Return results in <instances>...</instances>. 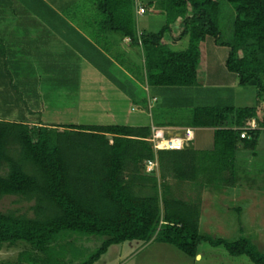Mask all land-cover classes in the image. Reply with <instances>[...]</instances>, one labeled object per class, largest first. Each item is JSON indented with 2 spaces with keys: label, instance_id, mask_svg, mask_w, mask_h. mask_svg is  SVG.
<instances>
[{
  "label": "trees",
  "instance_id": "1",
  "mask_svg": "<svg viewBox=\"0 0 264 264\" xmlns=\"http://www.w3.org/2000/svg\"><path fill=\"white\" fill-rule=\"evenodd\" d=\"M136 1L92 0L95 24L87 17L82 23L93 36L119 33L141 49L144 67L138 71L139 79L151 89L196 86L200 44L210 37L229 49L226 68L235 74L238 85L255 88L260 106L256 102L193 108L184 127L211 131V146L201 150L189 145L155 151L145 139L152 126L165 121L150 126L48 123L40 98L50 92L51 81L63 85L66 74L46 76L50 79L46 89L40 85L38 57H49L47 65L55 55L46 47L51 36L36 17L40 12L33 14L27 3L14 7L17 0H0V16L22 19L14 23L8 41L4 40L8 26L0 21V91L9 103L24 104L14 106V116L0 118V198L16 196L33 202L32 216L0 211V249L24 243L31 250L26 248L16 261L0 264H59L61 249L70 244L73 234L102 238L85 260L75 264H94L111 245L134 240L170 244L192 258L204 241L223 246L230 255H245L254 264H264V254L245 237L229 242L200 234V200L175 196L167 182L171 178L201 187L234 186L238 147H256L264 129V0H163L165 22L156 33L135 27ZM222 1L233 10L229 43L219 41ZM140 4L147 10L154 1ZM52 13L60 17L57 11ZM176 22L179 37L187 39L184 49L165 43ZM27 47L29 52L24 53ZM252 119L257 128L247 132L249 138H241L240 128ZM152 159L158 162V176L156 171L142 173Z\"/></svg>",
  "mask_w": 264,
  "mask_h": 264
},
{
  "label": "rangeland",
  "instance_id": "2",
  "mask_svg": "<svg viewBox=\"0 0 264 264\" xmlns=\"http://www.w3.org/2000/svg\"><path fill=\"white\" fill-rule=\"evenodd\" d=\"M148 1L150 0H138L139 3L145 4ZM151 1H154V5L148 8L144 15L134 17V24L138 30L156 33L165 22L161 4L163 0ZM25 2L33 14H36L37 10L40 11L36 2ZM55 11L58 16L65 18L63 21L66 22L56 23V27H53L55 37L50 39L46 46L51 54L54 52L55 55L47 65L45 61L50 59H45L44 56L38 57L41 61L38 60L36 64L41 67L43 79H40V85L42 83L44 88L50 82L49 78L46 80V76L58 78L61 73L66 74L65 85L55 86L56 83L51 81L50 92L40 98L44 108L43 118L48 123H146L145 125L150 126L151 123L165 121L183 127L188 123L195 107H242L257 102L255 88L238 85L235 82V74L226 68L225 59L229 49L226 46H215L214 40L207 37L200 46L201 59L204 60L202 63L204 69L206 68L200 85L166 88L170 94L164 95L162 102L153 104L154 108L148 110L144 101L152 89L145 81L139 79L138 72L144 67L142 50L132 43L122 42L119 33L109 32L101 34L99 38L88 33L87 24L82 22L84 17H87L88 22L91 18L94 19L95 7L92 0H56ZM232 17V6L222 1L220 42L232 41ZM94 24L92 22V26ZM174 25L171 24L170 27L172 35L176 36L179 28ZM167 37L168 35L165 36ZM184 43L186 46V42ZM181 44L178 42L179 46ZM171 48L179 49L175 46ZM23 52L28 53L29 47ZM45 68L48 71L44 72ZM30 75L34 76L32 73ZM40 87L41 92L44 89ZM7 99L5 92L0 91V118L8 119L14 116V106L24 105H14ZM136 100H139L138 103ZM257 104L260 106L259 102ZM194 129L195 145L199 144V138L203 140L204 137L211 145L210 130ZM236 168L238 180L234 186L214 183L201 187L191 182L177 183L171 178H168L167 182L175 196L185 200H200V234L229 242L245 237L258 252L264 254V129L259 132L254 149H246L242 145L238 147ZM142 173L147 174L145 169ZM154 175H159L158 170ZM32 204L33 202L21 200L16 196H4L0 198V211H16L32 216L29 209ZM70 241L69 245L61 249L59 264H75L85 260L99 246L102 238L73 234ZM26 248L31 251L28 249L29 245L24 243L2 246L0 262L16 261L19 253ZM198 255L199 257H189L166 243L134 240L111 245L94 264H254L245 255H230L223 246H212L204 241L198 245Z\"/></svg>",
  "mask_w": 264,
  "mask_h": 264
},
{
  "label": "crops",
  "instance_id": "3",
  "mask_svg": "<svg viewBox=\"0 0 264 264\" xmlns=\"http://www.w3.org/2000/svg\"><path fill=\"white\" fill-rule=\"evenodd\" d=\"M31 1H33V2H36V4L38 5V6H40L39 7V9H40V14H36V17H40L41 19H42V21H40L41 23H43L45 26H46V28H45V30H48L47 31V33H49L50 34V36H51V38L50 39H53L54 37H55V35H54V28L53 27H56V23H66L65 21H63V19H65V18H63V17H59V18H57L55 15H53V10L55 11V3H56V0H31ZM21 3H23V4H25L26 2H25V0H17V3H15V5H13L14 7L16 6V4H17V6H20V4ZM50 3V4H49ZM28 4V3H27ZM54 4V5H53ZM47 8V9H46ZM44 11H46V12H44ZM52 9V10H51ZM38 11V10H37ZM41 11L43 12V13H41ZM50 12V13H49ZM147 12V10H145V13ZM144 13V14H145ZM143 14V15H144ZM137 16H139V15H136V17ZM141 16V15H140ZM34 17V16H33ZM32 17V18H33ZM28 19H31V18H28ZM27 19V20H28ZM67 19V18H66ZM20 20V22L22 21V19H20V16H0V21H1V23L3 24V25H6V26H8V29L5 31L6 33H4L5 34V38H4V40H10V36H9V34L11 33H13V31H12V28H14V27H16V26H14V23L15 22H17V21H19ZM88 20V19H87ZM89 21V20H88ZM95 21V19H93V18H91V21L90 22H94ZM24 22V21H23ZM175 25L174 26H176V27H178L179 28V32L176 34V36L174 35H172V31H170V37H168V38H166L165 39V43H167V44H169V45H171V46H175V47H179V49H184L186 46H185V43L184 42H186L187 43V39L186 38H180L179 37V34H180V26L178 25V22H176V23H174ZM13 25V26H12ZM61 27H63V26H61ZM67 27V26H66ZM65 27H63V29H64ZM69 29V28H68ZM172 29V28H171ZM44 34V33H43ZM3 40V41H4ZM122 42H125V43H130V42H127V41H125V38L123 39V41ZM178 42H181L182 44H181V46H179L178 45ZM4 43H6V42H4ZM202 45V43L200 44V46ZM183 46H185V47H183ZM215 46H217V44L215 43ZM178 49V50H179ZM201 52V51H200ZM53 54H55L54 52H53ZM226 57H227V55H226ZM202 57H200V62H199V65H198V69H197V85L196 86H194V87H197V86H199L200 85V83H201V79H203V75H204V72H205V70H206V68L204 69V65H203V63H204V60L203 59H201ZM226 60V59H225ZM203 62V63H202ZM133 77H135V76H133ZM136 78V77H135ZM237 80V79H236ZM235 82H237V81H235ZM168 94H170L169 93V91L168 90H166V89H152V91H150V93H149V95H148V98H147V102H148V110H150V108L153 106V104H158L159 102H162V100H163V96L164 95H168ZM160 106V105H159ZM146 124V123H145ZM144 123H141L140 125H136V124H134L133 126H141V125H145ZM152 124V123H151ZM158 127H163V128H185L184 126L183 127H180V126H170V125H167L166 124V122L164 123V124H160ZM196 129H200V131H204V130H210V129H207V128H196ZM197 141H198V138H197ZM195 142H196V134H195V129H194V140L192 141V143L191 144H193L192 146L194 147V148H196V149H198V150H201V149H204V148H209L211 145H210V143L209 142H206V138L204 137L203 138V140H202V138H199V144L197 145H195ZM203 144V145H202Z\"/></svg>",
  "mask_w": 264,
  "mask_h": 264
},
{
  "label": "built area",
  "instance_id": "4",
  "mask_svg": "<svg viewBox=\"0 0 264 264\" xmlns=\"http://www.w3.org/2000/svg\"><path fill=\"white\" fill-rule=\"evenodd\" d=\"M136 15H143L145 8L138 2H135ZM129 42V38H125ZM255 120H251L250 124L240 128V137L249 138L248 131L256 129ZM151 143L152 148L157 150H180L186 146L191 145L194 140V129L190 127L185 128H163L151 127V135L146 138ZM144 169L147 173H152L158 170V162L156 159L148 160L145 163Z\"/></svg>",
  "mask_w": 264,
  "mask_h": 264
},
{
  "label": "water",
  "instance_id": "5",
  "mask_svg": "<svg viewBox=\"0 0 264 264\" xmlns=\"http://www.w3.org/2000/svg\"><path fill=\"white\" fill-rule=\"evenodd\" d=\"M197 257H199V255H197Z\"/></svg>",
  "mask_w": 264,
  "mask_h": 264
}]
</instances>
